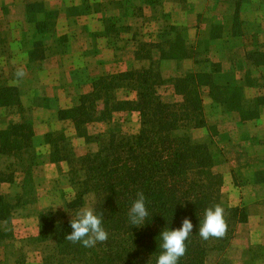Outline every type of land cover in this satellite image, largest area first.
I'll return each mask as SVG.
<instances>
[{
    "label": "trees",
    "instance_id": "16d2710c",
    "mask_svg": "<svg viewBox=\"0 0 264 264\" xmlns=\"http://www.w3.org/2000/svg\"><path fill=\"white\" fill-rule=\"evenodd\" d=\"M240 2V0L238 1ZM233 30L238 36L241 17L239 9L233 14ZM222 25L213 26L199 35L193 44L176 29L169 40L144 43L136 53L138 60H147V68L97 78L92 91L79 98L77 105L62 111L60 118L73 122L76 133L87 144L98 145L77 159L67 135L48 137L52 146L51 161L70 165V182L74 198L66 205L75 213L83 208L88 195H95V211L102 215L108 239L94 247H84L65 237L71 232V218L59 216L53 210L39 214L37 241L46 246L44 264H155L159 254L158 235L165 227H180L185 217L191 219L193 234L186 241V251L179 264H209L212 253L224 252L234 233L239 210H226L221 201V179L214 173V158L208 146L194 143L184 130L207 127L204 92L221 106L238 111L240 122H248L257 115L246 106L244 90L238 84L220 85L215 74L221 65L210 63L209 55L214 40L221 39ZM177 31V32H176ZM205 54L206 58L201 59ZM251 63L259 67L264 54H248ZM194 60L196 64L210 63L204 71L179 73L163 72V61ZM253 85V83L251 84ZM135 94V99H120L119 91ZM167 94V97L164 95ZM0 107L20 108L18 90H0ZM138 113L140 129L137 134L111 131L108 137L93 134L91 126L113 122L115 114ZM34 136L29 123H13L0 132V154L13 160L12 173H0V247L13 239L14 233L5 224L11 223L15 212L8 197L2 195L1 185L13 182L16 172L26 161L35 165L37 156L31 152ZM24 172L29 176L33 164ZM23 171V170H22ZM137 192H143L149 217L144 226L128 223L127 213ZM220 205L225 231L220 237L202 239L197 232L204 210Z\"/></svg>",
    "mask_w": 264,
    "mask_h": 264
},
{
    "label": "rangeland",
    "instance_id": "374dc122",
    "mask_svg": "<svg viewBox=\"0 0 264 264\" xmlns=\"http://www.w3.org/2000/svg\"><path fill=\"white\" fill-rule=\"evenodd\" d=\"M36 1L0 0V90L6 87L15 88L18 90L20 100V108L0 107V132L8 129L13 123H29L34 131L31 152L37 156L35 165L26 157L24 167L15 173L13 182H4L1 185L2 195L7 196L10 203L15 206L10 225L5 224V227L15 236L0 247V264H44V253L48 251L46 246L40 245L37 241L39 214L53 210L60 217L73 216L72 212L66 208L67 203L74 198V190L70 182V165L67 162L51 161L52 146L48 142V137L66 134L77 159L98 150V145L87 144L84 138L77 135L73 122L60 118V113L77 105L79 98L83 95L77 97L72 106L59 108V102L51 103L45 99V95L35 97L27 92L31 84L25 85V83L31 81V69H26V64L18 56L27 61L30 58L34 59L33 56L38 54V51L37 47L31 44L34 39L32 37L38 34L44 35L42 38L47 39L53 32L51 21L48 22L49 29L47 23L35 27L30 21H32V14L36 12L23 10L33 8ZM155 1L43 0L44 3L40 5L43 7L46 4L48 9L66 6L76 8L83 5L96 10L95 14L92 13L90 16L97 21L94 26L101 27L97 29V37L108 38L109 45H112L110 36H113L115 40L116 35L132 39L136 32L139 33L138 37L141 39L138 41L142 44L150 43V40L162 41L164 38L169 40L175 36L174 29L178 27L177 31L183 34L185 40L193 44L198 39V34L200 36L204 34L203 31H197L195 28L200 23L201 27L205 28L214 23L223 26L222 32L219 33L222 42L220 45H211L210 48L212 50L210 63L221 65L220 72L214 75L215 81L220 85L238 84L242 87L246 106L256 111L257 115L248 122L241 123L238 111L214 103L206 90L204 102L207 127L188 129L181 133L190 136L196 144L208 146L215 162L214 173L221 179V201L226 210H239L240 217L234 224V233L226 250L222 253H212L208 263L264 264V62L262 61L259 67L254 66L248 55L264 54V0H240V2L239 0H210L201 20L198 16L202 11L200 8L206 7L207 0H184L197 2L199 5L189 7L197 9H193L186 20L184 16L178 14V19L176 17L180 22L178 27L173 24V19L168 17L170 8L165 6V9L160 11L159 7L160 12L151 14L158 18L162 31L159 29L157 32L160 33H155L157 38L153 40V32L149 30L151 29L149 17L152 15L142 11L144 4L152 2L150 5H155ZM20 2H24L22 7ZM238 9L241 24L239 35L235 36L233 14ZM155 10H157L156 7ZM135 28L136 30L133 31ZM208 38H210L209 33ZM117 43H122L120 38L116 42L113 41L116 46L110 48L118 51L124 47L123 50H126V46ZM71 48L77 51L78 45ZM203 57L206 58V55L203 54L201 59H204ZM210 63H203L196 70H207ZM40 65L43 69L40 75L41 81L48 83L47 65L46 63H40ZM138 65L134 69L144 67L141 63ZM174 67L175 65L169 64L164 69L169 70ZM176 67L179 73L194 72L189 61L177 64ZM173 71L175 70L171 72ZM94 72L92 69L91 73L94 74ZM55 73L62 77L55 76L56 78L67 82L62 70L55 67ZM108 75L115 74L104 76ZM34 87L48 91L47 95L57 96L60 100H65L67 96L61 88L57 90L51 85L45 87L34 85ZM167 94L164 96L167 97ZM118 96L123 100L135 99L134 93L130 94L124 90L119 91ZM49 105L51 110L47 109ZM113 122L97 123L91 126L90 131L93 134L108 137L107 135L114 130L132 135L137 134L140 129H138L139 116L133 119L129 116H117L116 121ZM12 163V159L0 154V173L8 171L12 173L15 169V167L9 169ZM30 163L33 164V170L28 176L24 169H27ZM1 179L4 178L0 177ZM96 202L95 195H88L84 207L94 208Z\"/></svg>",
    "mask_w": 264,
    "mask_h": 264
},
{
    "label": "crops",
    "instance_id": "0c3cea01",
    "mask_svg": "<svg viewBox=\"0 0 264 264\" xmlns=\"http://www.w3.org/2000/svg\"><path fill=\"white\" fill-rule=\"evenodd\" d=\"M155 1V0H154ZM210 0H207L205 4L206 7L200 8L202 9L201 13L198 15L200 20L203 17L205 11L207 10V5ZM44 3L43 0H37L33 5V8L23 10H34V14H32V18L30 22L32 25L37 27V25H44L47 23L49 29V23L52 22V34L51 37L45 39L42 38L44 35L33 36L34 38L31 42L34 46L37 47V53L33 56L34 59L30 58L28 61L24 58H20L23 63L26 64V69L30 68L32 75L31 81L26 82L25 85L31 84L27 92L31 93L32 96L39 97V95H45V99L47 101L59 102L57 107L59 108H68L73 105L76 98L80 95L88 94L92 91V82L94 79L100 76H104L107 74H116L118 72H124L128 70H133L137 68V65L141 63L142 68H147L150 66V62L147 60H138L136 58V53L140 49V45L142 44L141 39L138 37L139 33H134L132 39H126L121 37V35H116V40L113 36H110V42L112 45L108 44V38L97 37V29H101V27H95L94 24L97 22L94 18L90 16V14L96 12L92 8L84 7L83 5L78 7L66 6L60 7L58 9L49 8L46 4L42 7L40 4ZM152 2H148L143 5V11L152 15L149 17L151 20V29L149 30L153 32V40L157 38L155 33L160 28L161 23L158 22V18L154 17L152 12H160L167 8H170L168 11L169 18L173 19V24L177 27L180 25L178 19V14L180 16H184L185 20L188 19L189 13L193 9H190L191 6L199 5L197 2L194 3L184 0H156L155 5H150ZM24 5V2H20V7ZM46 7V8H45ZM89 7V6H88ZM155 7L157 10H155ZM160 7V11L158 8ZM163 8V9H162ZM98 9V8H97ZM99 12V10H97ZM53 14V15H50ZM99 14V13H98ZM195 14V18L197 16ZM177 17V19H176ZM28 18V17H27ZM26 18V19H27ZM198 18V17H197ZM88 20V21H86ZM171 21V20H170ZM172 22V21H171ZM23 25V23H21ZM190 26V25H189ZM212 26H215V23L210 27H201V23L195 27L197 31H203V33H211ZM103 29V28H102ZM131 30V29H130ZM133 29V31H135ZM176 30H179L176 28ZM162 31V29H161ZM112 32L110 33V35ZM162 34V32H161ZM165 34V33H164ZM162 37V36H161ZM120 38L122 43H117L118 45L126 46V50H118L111 49L110 47H115L116 44H113V41H117ZM104 39V42H103ZM113 39V40H112ZM165 39V38H164ZM162 39V41H164ZM145 40V39H144ZM160 40L151 41L154 42H162ZM101 42V43H100ZM222 42L221 39L214 40V45ZM149 43V42H148ZM144 44V43H143ZM74 45H78V50L73 51L71 47ZM57 47V48H55ZM131 48V50H130ZM128 49V50H127ZM130 50V51H129ZM119 53V54H118ZM212 53V52H211ZM211 53L209 58H211ZM189 61L192 65V71L197 72V68L201 64H196L194 60H184L182 62ZM182 62L177 61H163L161 62V69L165 73H170L172 70L176 72L177 64L180 65ZM40 63H46L47 72H48V83L41 81L40 75L43 72L42 66ZM175 65L173 69L165 70L164 67L166 65ZM139 66V65H138ZM55 67L62 70L63 77H66L67 82L56 77H61L59 74L55 73ZM94 74H92V69ZM171 72V73H173ZM27 73V72H26ZM183 73V72H180ZM56 76V77H55ZM62 78V77H61ZM74 79V80H72ZM51 81V82H50ZM91 84H90V82ZM34 85H38L41 87L54 86L55 89L61 88L65 95V100H60L57 96L50 97L47 95L49 92L45 90H40L39 88L34 87ZM33 100V98H32ZM30 104V103H29ZM205 107V102H204ZM48 110H51L50 105L47 107ZM206 112V111H205ZM117 116H129L130 118L138 117V113H118L115 114L114 122L116 121ZM207 117V116H206ZM113 122V123H114ZM238 123V121H237ZM69 124V123H68ZM140 125L138 126V129Z\"/></svg>",
    "mask_w": 264,
    "mask_h": 264
},
{
    "label": "clouds",
    "instance_id": "9594fccd",
    "mask_svg": "<svg viewBox=\"0 0 264 264\" xmlns=\"http://www.w3.org/2000/svg\"><path fill=\"white\" fill-rule=\"evenodd\" d=\"M224 210L220 205H212L204 210L203 218L198 223V235L207 240L211 237H220L225 231ZM149 217L146 197L143 192H137L136 199L128 209V223L134 226H144ZM71 232L66 239L73 243H80L84 247H94L98 242L108 239V233L103 226V217L94 208L83 207L71 216L69 221ZM193 223L185 217L180 227L170 229L165 227L159 232V254L156 255L155 264H179L180 258L186 251V241L193 234Z\"/></svg>",
    "mask_w": 264,
    "mask_h": 264
}]
</instances>
